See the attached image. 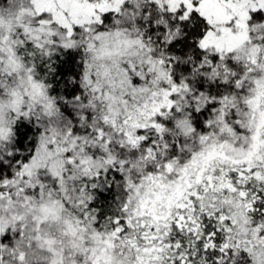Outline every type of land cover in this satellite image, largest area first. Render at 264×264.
<instances>
[{
	"label": "snow or ice",
	"instance_id": "snow-or-ice-1",
	"mask_svg": "<svg viewBox=\"0 0 264 264\" xmlns=\"http://www.w3.org/2000/svg\"><path fill=\"white\" fill-rule=\"evenodd\" d=\"M0 264H264V0H0Z\"/></svg>",
	"mask_w": 264,
	"mask_h": 264
}]
</instances>
